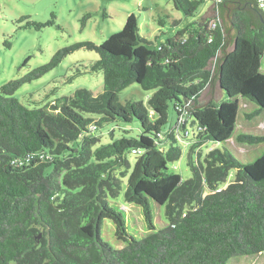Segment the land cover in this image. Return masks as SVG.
I'll return each mask as SVG.
<instances>
[{
	"label": "trees",
	"instance_id": "trees-1",
	"mask_svg": "<svg viewBox=\"0 0 264 264\" xmlns=\"http://www.w3.org/2000/svg\"><path fill=\"white\" fill-rule=\"evenodd\" d=\"M204 1L172 0L185 15ZM244 1L259 9L256 0L213 3V16L155 45L140 35L131 13L101 44L60 48L28 76L0 86V264H227L250 255L259 258L253 264H264V151L244 163L227 147L210 149L202 160L196 150L207 141L231 138L240 97L255 104L246 119L264 111V17H254ZM230 4L236 5L228 12ZM225 13L229 27L220 21ZM54 18L27 24L40 29L55 25ZM80 47L98 54L89 68L102 72L98 95L82 88L54 105L33 108L13 95ZM132 83L155 90L148 98L154 120L139 101L119 103L118 93ZM213 83L227 99L198 104L204 87ZM170 103L175 119L188 104L180 127L189 134L187 179L169 166L182 154L173 126L163 128ZM134 119L141 125L137 137L100 143L93 134L103 122ZM235 138L264 143V133ZM167 140L164 151L161 144ZM231 169L234 181L221 188ZM121 193L125 202L142 209L150 233L140 239L129 233L121 209L111 202ZM150 200L164 205L167 224L159 229ZM104 219L113 222L123 247L103 240Z\"/></svg>",
	"mask_w": 264,
	"mask_h": 264
},
{
	"label": "rangeland",
	"instance_id": "rangeland-1",
	"mask_svg": "<svg viewBox=\"0 0 264 264\" xmlns=\"http://www.w3.org/2000/svg\"><path fill=\"white\" fill-rule=\"evenodd\" d=\"M212 6V0H205L192 15H185L174 8L172 0H0V86L8 80L28 76L36 67L48 62L60 48L73 47L87 41L101 44L109 35L122 29L126 17L131 13L138 18L140 35L155 45L166 41L176 30L183 29L202 17L213 16L215 12ZM52 14L55 16V25L37 29L27 24L30 21L45 23L52 19ZM88 14L89 17L83 24V16ZM242 14L247 15L243 11ZM159 18H164L165 24L160 25ZM97 58L98 54L94 50L83 47L71 50L52 69L38 78L24 82L13 95L28 108L54 105L58 98L70 96L82 88L96 96L103 90V75L101 71H90L89 68ZM261 70L264 71V56ZM154 92V89L145 90L139 84L132 83L118 93V101L121 104L128 100L141 102L149 118L154 120L156 114L148 104V98ZM226 99L225 93L213 83L204 87L198 104L211 102L218 105ZM254 107L253 102L240 97L233 135L225 143H203L196 149L201 154V160L213 148L227 147L244 163L251 162L261 154L264 143L248 145L239 143L235 138L238 133H264V111L250 120L245 118V113ZM86 116L95 120L100 118L96 114ZM175 117L170 103L167 123L163 128L173 126L172 132L182 148V154L178 160L170 162L169 166L182 179H187L191 176L186 157L189 134L184 133L180 127L178 130L174 128ZM140 132L141 125L135 119L130 122L109 120L99 125L93 134L99 138L100 143H108L121 136L137 137ZM168 143L169 140L164 141L161 149L165 151ZM129 159L133 162L134 155H130ZM234 177L235 170L231 169L226 182L220 185L221 188L233 182ZM111 202L121 209L128 231L134 238L140 239L150 233L140 206L125 202L123 193ZM149 203L155 228L165 226L167 218L164 205L152 200ZM101 236L113 248H121L126 244L115 237L114 224L109 219L103 220ZM258 261L257 256H238L230 259L227 264H253Z\"/></svg>",
	"mask_w": 264,
	"mask_h": 264
},
{
	"label": "built area",
	"instance_id": "built-area-1",
	"mask_svg": "<svg viewBox=\"0 0 264 264\" xmlns=\"http://www.w3.org/2000/svg\"><path fill=\"white\" fill-rule=\"evenodd\" d=\"M219 1H224V0H213V3L218 4ZM256 5L259 9L264 10V0H256ZM212 25H214V23ZM186 106H188V104L184 105V107L179 109L180 113L177 116L176 123L174 125V128L177 130L184 123V121L186 119V115L188 114Z\"/></svg>",
	"mask_w": 264,
	"mask_h": 264
},
{
	"label": "flooded vegetation",
	"instance_id": "flooded-vegetation-1",
	"mask_svg": "<svg viewBox=\"0 0 264 264\" xmlns=\"http://www.w3.org/2000/svg\"><path fill=\"white\" fill-rule=\"evenodd\" d=\"M239 4H241V3H239ZM235 5L236 4H234V5L233 4L232 5L230 4L228 6V8L230 9V10L228 9V12L231 11L232 7H234ZM243 5H244V8H246L248 6L249 7L252 6L251 2H249V1H244L243 2ZM250 9H251V11H252L251 13L253 14L254 17H256V18H258V17H264V10L263 11L262 10H259V9L255 8V7H253V6ZM225 16H228L227 13H225Z\"/></svg>",
	"mask_w": 264,
	"mask_h": 264
},
{
	"label": "water",
	"instance_id": "water-1",
	"mask_svg": "<svg viewBox=\"0 0 264 264\" xmlns=\"http://www.w3.org/2000/svg\"><path fill=\"white\" fill-rule=\"evenodd\" d=\"M221 2H223V1H219L218 3H221ZM243 12H245L246 14H248L246 11H243ZM226 17H227V16H225V19H226V20L220 19V21H221L223 24H225L226 27H229V23H228V22H225V21H228V19H227ZM260 18H263V17H260Z\"/></svg>",
	"mask_w": 264,
	"mask_h": 264
},
{
	"label": "crops",
	"instance_id": "crops-1",
	"mask_svg": "<svg viewBox=\"0 0 264 264\" xmlns=\"http://www.w3.org/2000/svg\"><path fill=\"white\" fill-rule=\"evenodd\" d=\"M252 264V263H251Z\"/></svg>",
	"mask_w": 264,
	"mask_h": 264
}]
</instances>
